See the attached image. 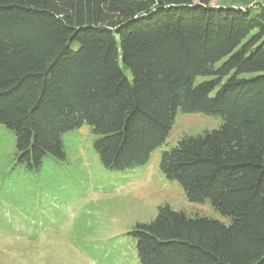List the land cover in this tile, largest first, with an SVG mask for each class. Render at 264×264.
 <instances>
[{"label":"trees","instance_id":"obj_1","mask_svg":"<svg viewBox=\"0 0 264 264\" xmlns=\"http://www.w3.org/2000/svg\"><path fill=\"white\" fill-rule=\"evenodd\" d=\"M0 0L8 164L39 174L87 126L107 171L144 167L178 114L221 120L162 151L188 202L136 224L139 264H264V0ZM198 78L204 79L196 83Z\"/></svg>","mask_w":264,"mask_h":264},{"label":"rangeland","instance_id":"obj_2","mask_svg":"<svg viewBox=\"0 0 264 264\" xmlns=\"http://www.w3.org/2000/svg\"><path fill=\"white\" fill-rule=\"evenodd\" d=\"M228 4L212 0V6ZM220 124L216 117L178 114L148 164L126 172L101 166L95 137L83 126L65 135L66 160L48 159L39 174L12 170L13 138L0 126V264H139L130 232L151 222L161 205L227 223L208 203L188 202L159 171L162 151Z\"/></svg>","mask_w":264,"mask_h":264},{"label":"crops","instance_id":"obj_3","mask_svg":"<svg viewBox=\"0 0 264 264\" xmlns=\"http://www.w3.org/2000/svg\"><path fill=\"white\" fill-rule=\"evenodd\" d=\"M194 2V1H193ZM211 5H212V1H211Z\"/></svg>","mask_w":264,"mask_h":264},{"label":"water","instance_id":"obj_4","mask_svg":"<svg viewBox=\"0 0 264 264\" xmlns=\"http://www.w3.org/2000/svg\"><path fill=\"white\" fill-rule=\"evenodd\" d=\"M213 7H217V6H213Z\"/></svg>","mask_w":264,"mask_h":264}]
</instances>
